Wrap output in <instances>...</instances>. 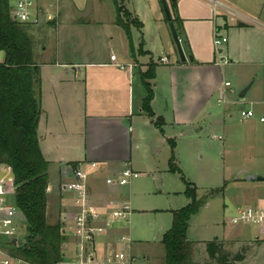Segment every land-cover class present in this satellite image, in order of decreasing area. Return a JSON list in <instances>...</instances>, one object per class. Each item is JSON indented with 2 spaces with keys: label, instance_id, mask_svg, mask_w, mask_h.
<instances>
[{
  "label": "rangeland",
  "instance_id": "rangeland-1",
  "mask_svg": "<svg viewBox=\"0 0 264 264\" xmlns=\"http://www.w3.org/2000/svg\"><path fill=\"white\" fill-rule=\"evenodd\" d=\"M61 1V11L64 13L60 12L54 23L34 26L30 30V34L34 39L33 50L37 63H56L59 58L58 64L60 65L46 67L47 69L42 71V77L45 80L43 91L45 92L49 91L50 82L55 81V77L66 79L72 75L73 69L70 64L85 63L92 54H96L98 58L102 59L110 58L112 53L120 56L125 49V44L119 43L117 39L118 31L122 30L113 24L116 16L115 8L117 9L118 6L123 9L122 19L129 24L134 22L135 19L126 7L136 10L138 14L141 13V19L144 23L146 22L145 41L148 48L153 51L154 59L165 52L170 56L171 62L169 64H173L176 58L179 57L161 0ZM252 1L240 0L237 7L232 3L233 0H229V5L242 13L243 18L249 19L248 22L230 14H223L220 10L215 18L213 8L211 7L208 10L205 0H185L190 6L205 11L202 16H208L211 25L214 19L216 24L222 28L228 27L229 24L240 23L247 25L255 23L264 26V0H257L259 4ZM167 2L173 14L172 4L176 0H167ZM254 4L257 7L252 9ZM178 5L179 3L176 2L177 9ZM59 20H65L71 25L74 22L79 24L78 22L98 21L102 24H94L88 28H67L66 33L59 41L55 29ZM234 27L237 28V26ZM164 31L173 45L171 52L166 49ZM179 31L185 34L184 31L180 29ZM233 32L231 28L229 32L224 30L222 33L228 38V33L231 36ZM255 38H257L256 35ZM186 39L188 41L187 36ZM182 42L188 52L187 46L184 41ZM188 45L190 53L194 56L189 41ZM226 47L227 43L222 46L224 55H226L224 51ZM84 53H87V55ZM149 60V57L143 59V61ZM169 64H160L161 66L158 68L160 71L161 69L165 70V74L161 83L160 77L157 78L156 82H159L160 86L155 87V93L164 94V90H167V95L172 103L179 104L182 109L183 106L191 110L192 107L198 109L201 104L205 103L207 98L203 81L200 80L201 78L205 80L204 77L209 78V76L203 71L197 70L200 68L186 70L175 67L171 71L170 69L166 70L170 67ZM254 64H248L250 67L246 69H252ZM254 68H257L256 65ZM224 69H227V66H224ZM218 71L213 73L215 81L219 75ZM230 80L233 81V87L235 88L233 97L236 99V101L229 104L226 102L230 108L227 112L231 116L225 114L224 106L217 102L218 95H215L208 102L210 109L206 110L207 113L210 110L209 113L220 115L222 118L220 116L210 117L205 114L202 118L199 119L198 117L193 122L191 121L192 116L184 115L181 117L176 110L177 113L176 111L171 112L172 122L175 114H177L178 121L174 122L179 123L173 125V128L165 127L167 133L171 135L170 139L173 138L172 140L167 139L161 145L154 146L151 143L145 145V142L136 139L132 155L130 150L127 149V157L125 158H129L126 161H130L131 164L128 167L142 174L128 186L119 188L123 200L131 205L132 213L129 216L126 233L133 242L131 246V253L134 256L133 264H165V249L161 238L172 227L174 211L185 207L189 203V199L185 194L186 181L197 186L199 197H209L207 203L190 221L188 238L195 245L194 256L196 253V257L194 261L201 264L204 256L199 248L201 247L207 252V243L217 239L218 244L222 246L216 256L217 258H223L224 256L228 258V261L233 262V257L237 253L244 254L246 252L248 260L252 261L249 264H264V251L256 249L258 244L264 242V240L245 241L235 238L230 240L229 235H227L229 231L238 227H240L239 229L242 228L243 232L248 231L252 237L258 234L259 229L256 226H236L231 224L230 220L239 207L264 202L261 201L264 200L263 182L259 180L251 182L248 180V175L242 181L235 179L240 169L250 164L255 153L251 149L254 141L250 140L249 136L257 133L261 127L254 125V122L251 121H242L240 109L241 107L250 109L249 100L262 92L261 86L259 82L252 83L254 85L249 94L245 98H241L240 94L245 89V87H242V81L235 76H231ZM65 95H69V90H65ZM224 115L227 117L225 121ZM181 120H185V123ZM199 127L202 129L199 130ZM92 135L90 133L89 141L87 139L80 141V145L76 150L78 156H80V152H84L83 149L88 145L94 152L99 154H111L112 148H119L123 145L122 139L115 130L100 133L95 144L92 142ZM146 135L149 137L150 134ZM214 136H222L223 139H214ZM173 155L176 158L175 163L178 169L175 172L170 170V160ZM62 166L64 167L65 163H62ZM94 199L97 204L95 195ZM53 200L49 211L51 223H55L59 219L63 222L64 212H75L73 207L66 208L67 211L65 208L63 209L59 204L61 201L59 197H55ZM244 234L247 235V233ZM20 236V242H22L24 236H26V231ZM69 245L65 253L69 259H72V245ZM208 257L210 258L209 255ZM196 263L194 262V264ZM209 264H214V262Z\"/></svg>",
  "mask_w": 264,
  "mask_h": 264
},
{
  "label": "crops",
  "instance_id": "crops-1",
  "mask_svg": "<svg viewBox=\"0 0 264 264\" xmlns=\"http://www.w3.org/2000/svg\"><path fill=\"white\" fill-rule=\"evenodd\" d=\"M254 1L257 2V0H253L252 2ZM176 2L179 3L178 13L183 22L182 26L191 46L194 61L192 62L188 58L186 62H179L180 57H177L175 63H168L170 67L166 70L170 69L171 71L175 67H181L186 70L200 68L197 70L203 71L209 76V78L205 76V80L203 78L200 80L203 81V87L207 98L205 103L201 104L198 109H193L192 107L191 110L184 106L182 109V106L179 104L176 105L172 103L167 95V90H164V94L155 93V87L158 88L160 86L159 82H156L157 78L160 77L161 83L165 74V70L161 69L160 71V69H158L161 66L158 61L161 57H167L169 62H171L170 56L162 52L157 59H154L153 51L148 48L145 41L146 22L144 23L143 19H141V13L138 14L136 10L128 9L127 7L126 9L134 19H138L142 23V26L138 27L131 23L129 37L126 30L116 23L115 16L113 24L122 30L118 31L117 39L119 43L125 44V49L121 52L120 56L113 53L111 54V56H116L115 61L111 60V56L110 58L107 57L102 59L98 58L96 54H92L90 58H87L85 63L76 62L70 64L73 69L72 75L66 79L55 77V81L50 82L48 92L43 91L45 80L42 77V71L47 69L46 67L60 65L58 64L59 58L56 63L50 64L37 63L36 61L40 67L41 79V85L37 86V90H40L42 97V114L39 126L40 146L44 157L50 163L51 180L48 190L50 196L49 211L50 205L55 197L60 198L61 201L59 204L63 209L73 207L72 193H64L62 191L63 184L70 180V176L63 174L65 167L62 166V163L67 164L69 162H79L86 166L91 162H96L98 164V170L92 173L89 180L91 197L95 202V195L97 205L111 208L112 206L126 202L119 193V191H121L119 187L107 185L105 179L131 166L130 161H126V159L129 158H125L127 157V149L130 150L132 155L136 139H138V141L142 140L145 142V145L151 143V145L154 146L161 145L164 140H172L173 138L170 139L171 135L167 133L165 127L173 128V125L179 123L174 122L178 121L177 114H175L174 121L172 122L171 112H175L176 110L181 117L184 115L192 116L193 118L191 121L193 122H195L198 117L199 119L202 118L205 114L210 117L220 116L209 113L210 110L207 113L206 109L209 108L208 102H210V98L215 95H218L217 102H219L223 94L226 95V102L228 104L236 101L235 97H233L235 88L233 87V81L230 80L231 76L239 77L242 81V87H250L246 96L257 82H259L262 90L260 94H257L249 100V104L251 105L250 109L255 112L256 116L250 119L241 118L242 121H251L254 122V125L261 127L257 133L249 136L250 140L254 141V144L251 145V149L254 150L255 154L250 164L241 168L235 179H237V181H242L245 180L244 177L246 175H255V179L248 180L252 182L259 180L257 177H263V179L259 181L264 183V122L260 121V118L264 116V26L255 23L248 25L240 23L229 24L228 27L222 28L217 24V29H219L222 35H224L222 33L224 30L229 32L232 28L234 31L231 36H229L228 33V43L224 51L230 58L231 63L226 65L227 69H224V66L220 67L214 63L216 54L213 37L214 31L216 30V20L213 19V24L211 25L210 18L208 16H202V13L205 12L202 11V9L193 7L192 5L190 6L185 0H176ZM232 3L238 7L240 0H233ZM257 4H259V2H257ZM255 7H257L256 4L252 6V9ZM206 8H208V10L211 8V5L207 2ZM75 23L77 22L71 25L65 20H59L58 25L55 26L59 41L66 33L67 28H88L94 24H102L99 21ZM176 24L179 31V25L178 23ZM241 24L245 26H240ZM234 26H237V28ZM165 35L166 49L171 52L173 45L166 32ZM255 35L257 38H255ZM113 38L112 40H114ZM84 54L87 55V53ZM146 57H149L150 60L143 61ZM4 60L5 54L0 51V64L3 63ZM253 63L255 64L252 69H246L250 67L248 64ZM152 64L156 66L155 78L152 80H144V75ZM120 65L125 67L122 68ZM255 65L257 68H254ZM216 70L220 71H218L219 75L215 81L213 73L217 72ZM145 81L151 85L154 92V99L151 103L152 110L158 117L164 119L165 125L163 127V133L155 126L154 121L143 110V102L148 95ZM226 81L232 83L231 88L225 87ZM66 89L69 90V95H65ZM226 102L221 106H224L225 114H229L227 110L230 108ZM229 115L231 116V114ZM226 118V115H224V121ZM181 121L185 123V120ZM200 129L202 128L199 127V130ZM110 130H115L122 139L123 145L121 147L112 148L111 154H99L94 152L88 145L83 149L84 152H80V156H78L79 154L76 150L81 140L87 139L89 141L91 133L93 134L91 138L92 142L95 144L100 133ZM224 130L225 128L223 131ZM148 133L150 134L149 137L146 135ZM213 138H219V140L223 139L222 136H214ZM99 196L102 197L99 198ZM239 228L240 227L232 229L228 232L227 235H229L228 237H230V240H233L232 238L237 240L243 239L245 241L263 240L258 239V234L252 237L248 231L243 232L241 230L242 228ZM243 233H247V235L244 234V236ZM256 249L264 251V242L258 244ZM199 251H201L204 256L201 264H209L211 262H214V264H221L218 260L209 258L208 253L203 248L200 247ZM242 255L244 257L242 260H235L233 262L230 260L228 263L249 264L252 262L248 260L247 253ZM195 257L196 253L193 259V262L196 263V261H194ZM196 264L199 263L197 262Z\"/></svg>",
  "mask_w": 264,
  "mask_h": 264
},
{
  "label": "trees",
  "instance_id": "trees-1",
  "mask_svg": "<svg viewBox=\"0 0 264 264\" xmlns=\"http://www.w3.org/2000/svg\"><path fill=\"white\" fill-rule=\"evenodd\" d=\"M172 8L175 23L184 31L176 2L172 4ZM122 12L123 9L118 6L116 23L130 37L131 23L122 19ZM132 24L142 26L138 19ZM31 27L15 21L10 0H0V51L5 54V60L0 64V163L12 168L16 186L15 202L25 219L26 236L13 249L14 254L28 264H63L69 237L60 219L55 223L50 222V163L44 157L40 146L42 97L37 86L41 85V79L40 67L35 61ZM188 49L190 51L189 45ZM155 70L156 66L152 64L144 75V80L154 79ZM145 86L148 95L144 99L143 110L163 132L164 119L158 117L151 107L154 92L146 81ZM175 162L173 155L170 170L174 172L178 170ZM67 164L76 168L81 163ZM186 186L185 194L189 203L174 211L172 227L161 238L165 249V264H194L195 245L188 238L190 221L207 203L209 197H199L197 186L189 181H186ZM221 248L217 239L207 243V252L211 259L218 260L221 264H229L228 258L216 257ZM233 258L235 261L244 257L242 253H237Z\"/></svg>",
  "mask_w": 264,
  "mask_h": 264
},
{
  "label": "built area",
  "instance_id": "built-area-1",
  "mask_svg": "<svg viewBox=\"0 0 264 264\" xmlns=\"http://www.w3.org/2000/svg\"><path fill=\"white\" fill-rule=\"evenodd\" d=\"M11 13L16 22L22 25L40 26L54 23L60 15L61 0H10ZM213 8L214 16L220 10L223 14H230L244 21L236 8L229 5L228 0H205ZM228 43V38L217 29L214 31L213 44L215 48V65L226 66L231 63L230 58L223 54L222 46ZM115 61L116 56L112 55ZM159 64H168L167 57H161ZM124 68L125 66L120 65ZM230 81L225 82L226 88H231ZM226 95L219 99V104L226 102ZM242 119L256 116L252 109L241 107ZM264 122V116L260 118ZM64 175L70 180L62 186L64 193H72L74 213L64 212V229L69 237L66 244L72 245V259L65 256L63 264H133L134 256L131 253L133 242L127 235V224L131 215V205L123 202L116 206L101 207L91 197L89 180L98 164L91 162L86 166L80 164L76 168L68 164L64 166ZM71 172V173H69ZM139 172L126 167L121 172L107 177L109 186L125 187L134 179L141 176ZM16 186L12 168L0 163V264H28L16 256L13 249L20 243V235L25 230L24 217L15 202ZM230 223L236 226H256L259 229L258 239L264 240V202L251 206H242L231 217ZM105 237L104 239H102ZM71 239V242H70ZM16 240V245L12 242ZM69 245V246H68Z\"/></svg>",
  "mask_w": 264,
  "mask_h": 264
},
{
  "label": "water",
  "instance_id": "water-1",
  "mask_svg": "<svg viewBox=\"0 0 264 264\" xmlns=\"http://www.w3.org/2000/svg\"><path fill=\"white\" fill-rule=\"evenodd\" d=\"M175 1V0H173ZM162 2V5H163V9H164V12H165V15H166V18H167V21H168V24H169V27H170V30H171V33H172V37L174 39V42H175V45H176V49H177V52L179 54V57H180V60L182 62H186L189 58L190 61H194V58L192 56V54L190 53L189 49H188V52L186 53V50H185V46L183 45V42L185 43V45L187 46L188 48V42L186 41L185 39V35L182 34V33H179L178 31V27H177V24L175 23L174 21V18H173V15L171 13V10H170V7L168 5V2L167 0H161ZM187 55H189L187 57ZM250 87H246L242 93L240 94V97L241 98H245L246 97V94L248 92ZM256 176L255 175H248V179H255ZM259 180H262L263 177H257ZM17 241L14 240L12 242L13 245H16Z\"/></svg>",
  "mask_w": 264,
  "mask_h": 264
}]
</instances>
